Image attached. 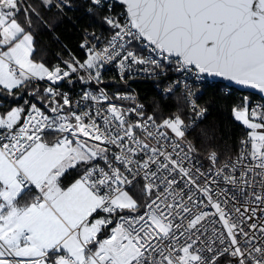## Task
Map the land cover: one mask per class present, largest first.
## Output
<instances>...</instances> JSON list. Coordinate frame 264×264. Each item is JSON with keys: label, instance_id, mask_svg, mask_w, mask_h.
I'll return each instance as SVG.
<instances>
[{"label": "snow or ice", "instance_id": "1", "mask_svg": "<svg viewBox=\"0 0 264 264\" xmlns=\"http://www.w3.org/2000/svg\"><path fill=\"white\" fill-rule=\"evenodd\" d=\"M117 2L124 19L104 17L115 30L107 44L85 41L83 62L50 69L33 59L34 36L18 22L21 0H0V88L13 96L32 86L36 95L33 82L46 79L53 114L27 100L0 113V264H218L225 255L230 264H264V108L250 109L245 98L232 109L247 138L219 167L213 151L205 169L190 143L181 146L179 114L157 122L141 104L112 102L135 97L103 90L85 92L92 105L77 111L53 87L81 71V81L99 84L115 63L122 80L164 74L167 65L264 92V0ZM91 4L102 9L104 0ZM190 111L200 118L206 110L193 99ZM70 172L76 178L65 184Z\"/></svg>", "mask_w": 264, "mask_h": 264}, {"label": "trees", "instance_id": "2", "mask_svg": "<svg viewBox=\"0 0 264 264\" xmlns=\"http://www.w3.org/2000/svg\"><path fill=\"white\" fill-rule=\"evenodd\" d=\"M61 4L62 10H57L54 6L48 7L42 4L41 0H21L22 10L18 16V22L30 30L34 36L35 52L33 59L36 62H42L52 69L59 65L65 67L64 62L72 60L73 57L84 60V53L80 47L83 33L87 31L103 32L104 26V8L95 9L87 12L89 3L84 0H54ZM35 9L32 12L29 9V19L31 28L26 23L23 8L27 6ZM119 7H122L119 5ZM87 78L85 72L73 73L70 80L75 83H81L80 78ZM40 92L36 95H30L34 91L32 86L13 90L14 95H8L0 88V113L9 110L14 105H25V101L35 103L37 106L41 102L48 100L42 93L40 85L34 81ZM69 80L59 82L57 86L65 87ZM135 86L141 100L144 102L146 114H152L160 120L179 114L184 121L190 118V112L187 105L179 95H172L169 98H163L157 93L150 81L136 80ZM248 97L252 100H260L257 95L247 92H240L234 88L225 87L223 84L212 83L205 87L202 95L199 97L200 106L205 109L203 120L186 132L184 143L191 144L195 151L192 152L196 157H202L209 152H216L219 162L227 158L234 157L240 147L242 138L247 134V129L240 122L236 121L232 109L241 107L243 99ZM56 135H49L47 138L54 142ZM76 178L74 172H70L64 178V183L69 184ZM134 196L135 192H132Z\"/></svg>", "mask_w": 264, "mask_h": 264}, {"label": "built area", "instance_id": "3", "mask_svg": "<svg viewBox=\"0 0 264 264\" xmlns=\"http://www.w3.org/2000/svg\"><path fill=\"white\" fill-rule=\"evenodd\" d=\"M89 3V8L87 12L94 11L95 9H99L91 4V0H84ZM53 4H57L53 0ZM55 7V6H54ZM57 10H62L61 7H55ZM104 8V17L105 16H112V17H119L121 21L124 19L125 9L123 7H119L118 4L113 2H104L103 5ZM104 26L105 30L103 32H97V31H87L83 33L81 38V44L85 41H88L90 44H96L98 48H103L108 40L111 38V36L114 33V29H111L109 25L106 24L104 20ZM98 37L99 39H94L93 37ZM80 44V47H81ZM137 47H142V45H137ZM82 48V47H81ZM82 51L84 53V59L86 58V49L82 48ZM147 55V53H145ZM83 62V61H82ZM147 80L150 81L153 85V88L157 93H160V95L163 98H169L172 95H179L183 102L187 105L188 110L190 112V118H188L187 122L185 121L186 125V132H189L193 127H195L198 123H200L203 118L205 117L206 113L204 112L203 117L195 118L191 111H190V101L195 100L196 104L199 106V108H202L199 104V97L202 95L203 90L208 85L214 83L210 77H208L205 74L197 75L194 71L191 73H180L174 70V67L169 68L167 65L165 66L164 74H159V70L157 74H147V73H133L131 75L125 74L124 79L122 80L120 78L119 69L116 66L115 63L105 65V67L102 69V82L97 84L95 81H92L89 83H75L73 81L69 82L67 86L65 87H59L57 85H53V87L57 88L58 91L61 93H66L70 97V99L73 102V109L79 110V107H83L84 105L91 106V101H84L82 99L85 92H91L93 94H99L100 90H103L108 94L110 98H113L115 94L119 93L121 95H131L135 97V101L130 100H114L112 102H115L123 107H133L137 104H141L144 106V111L146 110L144 102L141 100L135 86L133 83L136 80ZM42 90L49 86L50 82L47 80L44 81H36ZM171 88L172 91L168 92L166 89ZM191 92L193 95L191 97L188 96V92ZM43 93V92H42ZM47 97V96H45ZM48 100L46 102H41L40 105L45 108L42 111H45L48 115H53L50 112L49 108H46L45 105L49 103L50 98L47 97ZM247 103L249 105V108H255L257 106H261L264 108V99L260 100H252L248 97ZM245 98L243 99L242 106L245 103ZM59 99V97H57ZM62 102V101H61ZM203 109V108H202ZM65 111H68V109H65ZM146 115H152V114H146ZM248 132V129H247ZM247 134L242 138L246 139ZM182 147L185 148V151H187V147L185 143L183 142L181 144ZM241 147V143H240ZM239 147V149H240ZM212 152H209L205 154L202 157H196L193 153H191L193 162H199L200 164L204 165V168L207 169L208 167H211V162L208 159ZM239 155L238 153L234 157L227 158L225 161L230 160L232 158H235ZM224 162V161H223ZM223 162H219L217 167L220 166ZM131 178V177H130ZM135 183V182H133ZM233 260V258L225 255L220 258L218 261V264H230V262Z\"/></svg>", "mask_w": 264, "mask_h": 264}, {"label": "water", "instance_id": "4", "mask_svg": "<svg viewBox=\"0 0 264 264\" xmlns=\"http://www.w3.org/2000/svg\"><path fill=\"white\" fill-rule=\"evenodd\" d=\"M104 2H106V3L113 2V3H116L120 6H122L125 9V7L122 4L118 3L117 0H104ZM205 75H207V74H205ZM207 76L210 77L214 83L223 84L225 87L234 88L240 92L251 93L253 95H257L261 99H264V92H261L259 89H255V88H252V87L246 86V85H240V84L235 83L234 81L226 80L223 77L210 76V75H207Z\"/></svg>", "mask_w": 264, "mask_h": 264}, {"label": "crops", "instance_id": "5", "mask_svg": "<svg viewBox=\"0 0 264 264\" xmlns=\"http://www.w3.org/2000/svg\"><path fill=\"white\" fill-rule=\"evenodd\" d=\"M86 74H87V73H86ZM85 79H86V78H85ZM45 80H46V79H45ZM80 82H81V83H86V82H84V81H80ZM90 83H91V82H89V84H90ZM39 106H40V108H41L42 110H43V109L45 110L44 107H42L41 105H39ZM39 106H38V107H39ZM45 111H46V110H45ZM70 183H71V182H70ZM70 183H69V184H70ZM130 194H131V193H130ZM25 199H27V197H25Z\"/></svg>", "mask_w": 264, "mask_h": 264}, {"label": "rangeland", "instance_id": "6", "mask_svg": "<svg viewBox=\"0 0 264 264\" xmlns=\"http://www.w3.org/2000/svg\"><path fill=\"white\" fill-rule=\"evenodd\" d=\"M15 106H22V105H14L13 107H15ZM40 107V106H39ZM242 107V106H241ZM242 124V123H241Z\"/></svg>", "mask_w": 264, "mask_h": 264}]
</instances>
